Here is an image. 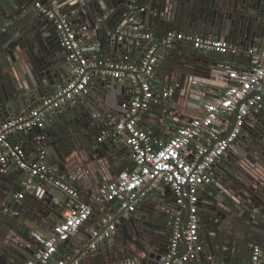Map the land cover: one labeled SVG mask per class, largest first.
Masks as SVG:
<instances>
[{
	"label": "water",
	"instance_id": "water-1",
	"mask_svg": "<svg viewBox=\"0 0 264 264\" xmlns=\"http://www.w3.org/2000/svg\"><path fill=\"white\" fill-rule=\"evenodd\" d=\"M37 2H55L74 26L86 24V34L78 38L89 57L130 52L142 56L152 46L140 36L148 32L162 39L168 32L181 31L231 45L235 51L226 54L184 50L177 44L167 48L171 62L163 66V74L173 93L161 99L152 113L156 126L173 132L186 120V108L192 103L202 109L211 102L207 99L213 96L211 92L223 95L231 70L251 72L264 58V0H0V118L33 109L71 74L55 23L35 9ZM133 27L139 30L130 31ZM122 31L130 33L121 35ZM98 82L99 87L90 84L72 105L53 113L54 123L45 120L43 128L15 134L26 139L24 160L43 162L50 174L76 190L82 202H89L110 183L117 169H137L135 163L131 168L133 156L115 131L131 97L125 92L127 86L108 75ZM238 107L222 138L233 130ZM167 123L170 127L161 125ZM102 131L107 136L99 141ZM217 141L219 138L207 143L205 136L194 139L207 149L199 162ZM193 143L188 148H195ZM12 163L5 172L0 171V264H27L41 248L33 236L34 228H42L43 220L51 228L46 234L53 236L62 212L75 201L59 187ZM206 173L209 181L200 187L196 206L201 220L206 218L204 224L199 216L200 230L206 233L205 225L213 230L199 236L202 251L213 260L232 264L244 262L259 245L264 264V107L250 114L237 139L213 160ZM146 189L149 191L134 211L122 207L118 198L104 202V214L115 213L116 231L99 240L95 249L89 247L97 238L78 237L80 228L60 243L53 258H60V246L77 244L66 264H160L179 218L176 214L185 212L178 227L182 233L190 205L187 200L177 203L168 182L151 181L138 196ZM204 198L209 206L202 202ZM181 242L186 247L183 237Z\"/></svg>",
	"mask_w": 264,
	"mask_h": 264
},
{
	"label": "built area",
	"instance_id": "built-area-1",
	"mask_svg": "<svg viewBox=\"0 0 264 264\" xmlns=\"http://www.w3.org/2000/svg\"><path fill=\"white\" fill-rule=\"evenodd\" d=\"M35 8L45 18L54 21L57 35L65 48L72 70L69 80L53 92L43 96L36 107L27 112L18 113L9 119L0 118V171L5 172L10 161L17 162L19 169L28 172L32 177L49 181L70 195L75 202L72 207H67L62 212L53 236L33 232L41 248L28 260L27 264H47L53 258L59 244L70 235L77 233L89 220L93 214L94 204L118 198L121 200L122 207H128L129 211H134L137 202L141 201L149 191L146 189L138 196L141 188L157 180L170 184L179 205H182L184 200H187L190 205L188 221L182 233L178 232L181 219L177 218L175 229L169 240L167 254L162 257L160 264H227L213 259L200 261L199 254L203 247L199 239V215L196 203L200 187L209 181V174L206 172L210 164L216 157L224 154L237 139L248 116L264 107V89L252 93L257 87L264 85V58L252 68L251 72H231L229 80L232 82L228 83L223 95L206 104L202 115L183 124L172 136L162 141L138 127V115L148 110L153 104L156 96L155 88H160L162 98H167L173 93V88L166 87L165 84L163 86L162 79L156 75L159 59L155 47H149L137 61L133 62L130 60L114 62L108 58L89 57L78 38L79 34H86L85 25L74 26L56 8L55 2H52L50 6L37 2ZM138 30L137 27L130 29L134 32ZM128 33L130 32L122 31L121 35ZM140 36L147 41L155 38L149 32L140 34ZM121 38L122 36L118 37L119 40ZM178 42L189 43L193 48L204 52L226 54L235 51L225 41L181 32H168L161 39L160 44L165 48H171ZM96 71L102 77L108 75L119 81L127 79L131 82L133 92L127 104L126 115L115 126V131L130 149L137 169L120 172L114 180L104 184L93 199L89 202H82L76 190L50 174L43 162H26L23 148L12 144L9 139L16 133L27 132L34 127L43 128L46 116L73 103L74 99L94 81ZM238 104L234 128L230 134L222 138L223 135L220 136L213 130V125L220 120L221 116L233 114ZM106 136L107 132L102 131L99 141L105 140ZM204 136L207 143L218 138L219 141L199 162L198 159L207 149L198 144L194 146L195 148L188 147L196 137ZM18 197L21 198L22 194ZM112 219L113 215L109 214L100 219L101 228L103 226L107 228L102 233L97 229L93 231L92 236L97 239L90 245V249H95L99 240L115 233L116 225ZM181 237L186 242V251L178 255ZM64 263L65 259L57 261V264ZM247 264H263L262 250L259 246L253 247Z\"/></svg>",
	"mask_w": 264,
	"mask_h": 264
},
{
	"label": "crops",
	"instance_id": "crops-1",
	"mask_svg": "<svg viewBox=\"0 0 264 264\" xmlns=\"http://www.w3.org/2000/svg\"><path fill=\"white\" fill-rule=\"evenodd\" d=\"M48 5L50 6V4L48 3ZM36 9V8H35ZM86 25L85 23H83V25L81 26H84ZM181 32V31H180ZM183 33V32H181ZM85 35V34H84ZM154 40H150L147 42V44H151L152 46L155 47L156 51H157V56H158V59H159V64H158V68L156 69V75L158 77H160L162 79V85L164 86V84L166 85V87L168 86V81L165 79L164 77V74H163V66L164 65H169L170 62H171V57L169 56V53H168V49L163 47L161 44H160V41L161 39L158 38V36H154ZM177 45H180L182 49L184 50H188L190 48H193L191 46V44L189 43H186V42H181V43H176ZM140 44H138L139 46ZM88 55V54H86ZM141 54L138 53V52H135V53H128L126 54L125 56H122L120 53L118 54H115V55H108V54H99L98 58H108V59H111V61H116V62H125V61H137L141 56ZM91 56V55H90ZM108 56V57H107ZM115 58V60H114ZM232 72H237V70H231ZM99 78H102L101 74H99L97 71L94 73V83L92 82L91 85L92 86H95V87H99ZM111 80H113L112 77H109ZM116 80V79H115ZM116 81H119V80H116ZM120 82L122 84H126L127 86V90L125 89V92L126 94L129 96V95H132V85H131V82L127 79H123L122 81L120 80ZM232 81L230 80L229 83H231ZM57 87L54 88V90H56ZM259 89H261V86L257 87L255 91H258ZM53 90V91H54ZM155 98H154V101H153V104L151 105V107L148 109V110H145V111H142L139 113L138 117H139V122H138V127L142 128L143 130H146L147 132H149L152 136L156 137L157 139H160V140H166L168 139L170 136L173 135V131H169L167 129H162L161 127H158L156 126V123H157V120H156V117L154 116V114L152 113V110L153 108H157V106H159L160 104V100L163 99L161 96V92L159 91L160 88H155ZM51 91V92H53ZM159 92H160V95H159ZM50 93V92H48ZM47 93V94H48ZM253 93V92H252ZM211 94L213 95L212 97L210 98H207L208 100H211L212 102L215 101L218 97V94L217 93H214V92H211ZM218 96V97H217ZM182 102V100H181ZM73 103H71L70 105H72ZM204 108V107H203ZM201 109L199 106H197L195 103H192L190 106H188L186 108V112H185V121H181L182 125L183 124H186L188 122H190L191 118H196L197 116H200L203 114V110L204 109ZM28 110H24V111H21V112H27ZM20 112V113H21ZM257 112V111H256ZM54 115L53 114H48L46 116V120L54 123L55 122V119L53 117ZM250 117V115L248 116ZM231 120H232V114L231 115H223L220 117V120H217L216 123L213 125V130L218 132L219 135H224L226 134L228 128H229V125L231 123ZM175 121V120H174ZM251 122H254V120L251 119ZM163 125L164 127H170V124L167 123V124H161ZM202 138V137H200ZM10 142L12 144H17V145H20L21 147H23V145L25 144L26 142V139L25 138H22V139H19L18 137H16V135L12 136L10 139ZM122 143L125 145V143L123 142V140L121 139ZM204 141V140H203ZM202 141V142H203ZM194 146L196 144H198L197 142H194L193 143ZM126 146V145H125ZM127 147V146H126ZM127 151L129 152V154H131V151L130 149L127 147ZM84 156V155H83ZM29 157L33 158V156L29 155ZM30 158V159H31ZM134 162H132L131 164V168L133 169L134 168V165H133ZM12 162L10 161L9 162V166H12ZM122 171H128V170H121L119 171L118 169L114 172V176H113V180L118 176V173L122 172ZM93 199V196L90 198V200ZM206 201V202H205ZM202 202H204V205L205 206H209V200L207 198H204L202 200ZM107 211V208L104 206V203H96L94 204L93 206V214L91 215V217L89 218V220L87 222H85L83 225H82V232L81 233H78V237H81V238H86L87 235H92L93 234V231L95 229L97 230H100L101 229V225H100V219L105 216V212ZM255 213H258L255 211ZM115 213H112V214H109V215H114ZM148 214V213H147ZM144 215L146 216V213H144ZM178 215V217L182 220L185 216V212L182 211L180 212L179 214H176ZM200 216V220H201V215ZM206 218H204V220L202 219L201 220V223L204 222V224H206ZM209 220V219H207ZM40 224L42 225V228H39V227H35L34 228V232L35 233H40L42 235H45V236H48L46 234V231H51V228L47 227L46 224L44 223L43 220L40 221ZM237 228L239 227L240 223H237ZM200 227H201V224H200ZM200 227H199V236L201 237V235H204V234H209L212 232L213 229H210V227L208 228L207 225H205L204 227L206 228V233L202 232L200 230ZM204 233V234H203ZM77 236V235H76ZM200 242L202 244V247H204V243L202 241V239L200 238ZM60 245V244H59ZM256 246H259V245H256ZM38 247V246H37ZM59 247V246H58ZM73 247H77V244H73ZM72 248H69V247H61V250L58 252V256L61 258V259H65V263H67V261H69V259H71L73 257V252H75L76 250ZM186 251L185 249V246L184 244L181 242L180 245H179V253L178 255H181L183 254L184 252ZM201 253V252H200ZM203 258H204V261L206 260H209V259H212L211 257L207 256L206 254H204V251H202L201 253ZM209 254V253H208ZM250 255H251V252L247 254V258L244 262H236L234 261V263L232 264H247L249 259H250ZM60 258H57V257H54L52 258L47 264H57V261L60 260ZM200 259V257H199ZM201 261V259H200ZM95 264V263H94ZM97 264V263H96Z\"/></svg>",
	"mask_w": 264,
	"mask_h": 264
}]
</instances>
